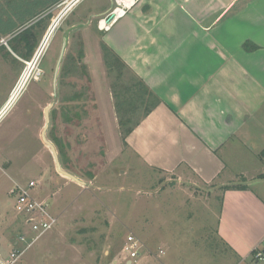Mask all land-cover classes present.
Wrapping results in <instances>:
<instances>
[{"label":"rangeland","instance_id":"rangeland-1","mask_svg":"<svg viewBox=\"0 0 264 264\" xmlns=\"http://www.w3.org/2000/svg\"><path fill=\"white\" fill-rule=\"evenodd\" d=\"M51 1L13 0V5L21 14H30ZM65 2L50 9L53 16L30 60ZM110 6L111 0H83L74 12L65 14L54 38L40 51L36 65L41 77L30 81L0 123V255H10L9 238L22 229L17 199L9 193L12 179L24 184L33 179L46 190L44 196L55 197L48 198L50 208L54 212L60 208L55 214L61 218L14 264H128L122 248L129 234L137 235L149 248L142 249L135 264H157L150 251L166 264H264L253 253L240 261L219 238L223 187L199 189L185 176L152 168L123 145L112 105L114 77L105 66L102 37L93 16ZM65 35L67 48L55 81ZM80 43L84 44L83 59L77 56ZM5 51L0 46V106L26 66L19 59L16 70ZM68 55L75 60H67ZM126 74L124 82L130 77ZM51 104L46 136L55 145L62 167L82 181L59 171L55 154L43 138L45 110ZM256 121L261 126L257 125L258 134L251 135L246 127L241 136L244 142L234 137L222 149L228 168L221 182L250 186L264 199V164L259 158L264 148V104ZM55 123L58 137L51 132ZM64 153L75 167H91L94 177L70 170L63 162Z\"/></svg>","mask_w":264,"mask_h":264},{"label":"crops","instance_id":"crops-1","mask_svg":"<svg viewBox=\"0 0 264 264\" xmlns=\"http://www.w3.org/2000/svg\"><path fill=\"white\" fill-rule=\"evenodd\" d=\"M115 6L111 0L109 8L93 12L95 21ZM102 32L162 100L123 145L152 168L185 176L199 189L231 184L221 182L228 168L222 149L234 137L244 142L246 127L258 134L264 104V0H137ZM11 64L18 70L19 63ZM41 189L36 195L52 213L60 212L58 205L55 212L50 208L48 198L55 197ZM222 190L217 233L244 261L264 238V199L250 186Z\"/></svg>","mask_w":264,"mask_h":264},{"label":"trees","instance_id":"trees-1","mask_svg":"<svg viewBox=\"0 0 264 264\" xmlns=\"http://www.w3.org/2000/svg\"><path fill=\"white\" fill-rule=\"evenodd\" d=\"M63 1L54 0L40 5L35 12L21 14L19 9L14 7L13 0H0V37L12 34L13 37L9 40L11 48L22 58L30 60L39 44L41 36L49 26V20L53 16L50 9ZM97 32L101 34V37L103 36L102 30L99 28H97ZM100 45L105 66L109 74L114 77V81L111 83V91L114 97L120 133L122 139L125 141L140 120L147 116L162 100L135 74L124 59L105 42L103 37L100 40ZM246 45L248 46V43ZM4 48L7 49L6 46ZM77 50V56L83 59L85 55L84 44L80 43ZM5 56H11L14 61L20 64L18 58L13 57L10 50H6ZM68 59H71L72 62L75 60L74 57H70L69 55L67 56ZM82 66L85 67V64H82ZM63 68L65 67L63 66ZM126 72L130 76H127L128 82H124L127 75ZM139 112L141 115L136 118ZM57 130L58 128L55 123L51 127V132L54 136H57ZM259 158L264 164V148L261 150ZM63 162L70 170L77 174L82 173L91 177L95 175L91 167L87 168L84 165H81V168L75 167L66 153H64ZM223 188L225 190L246 189L247 186L229 184L223 186Z\"/></svg>","mask_w":264,"mask_h":264},{"label":"built area","instance_id":"built-area-1","mask_svg":"<svg viewBox=\"0 0 264 264\" xmlns=\"http://www.w3.org/2000/svg\"><path fill=\"white\" fill-rule=\"evenodd\" d=\"M65 1L66 0H64L63 3ZM81 1L82 0H67L65 2L64 9L62 10V12L65 10L66 12L61 14V20L67 12L74 9ZM136 1L137 0H133L129 5L126 3L127 0H115L116 6L108 14L99 19L98 27L101 30H108L111 24L118 18L124 16L128 9L131 8ZM12 37V34L1 36L0 46L10 48L9 40ZM39 56V51L30 61L17 56L20 60L26 63V66L10 90L5 102L0 106V123L7 115L10 108L23 95L30 81L38 80L41 77L42 71L36 65ZM40 188L41 184L36 180H31L28 184L14 181V184L11 186L10 194L15 196L17 199L16 209L20 212L22 218V229L17 236H13L11 238L10 244L12 249L10 251V255L8 257H1L0 264L16 263L30 248H32L35 243H37L59 223L60 216L52 213L49 209L48 203L40 199L34 193L35 189ZM143 248H146L149 251V248L145 246L144 242L137 235L129 234L122 248V250L126 253L125 260H127L128 263L132 262V264H135V259L142 255L141 251ZM150 253L158 260L157 264H166L159 258L160 255H155L153 251H150ZM159 253L163 255L164 251L161 249ZM252 253L253 258L256 261L264 260V238L261 240L260 244L254 248Z\"/></svg>","mask_w":264,"mask_h":264},{"label":"water","instance_id":"water-1","mask_svg":"<svg viewBox=\"0 0 264 264\" xmlns=\"http://www.w3.org/2000/svg\"><path fill=\"white\" fill-rule=\"evenodd\" d=\"M59 21H61V18H59ZM57 24L55 25V28H56ZM54 28V29H55ZM50 29V28H49ZM67 43H68V36L65 35L63 37V45H62V49H61V53H60V56H59V59H58V62H57V66H56V73H55V81L57 79V71L59 70L60 68V64H61V61L64 57V53L66 51V48H67ZM52 104L50 106L47 107V109L45 110V115H46V124H45V128L43 130V138L45 140V142L52 148L54 154H55V158H56V162H57V167L59 169L60 172H62L63 174H65L66 176H69L75 180H78L80 181L74 174H72L71 172L65 170L62 165H61V162H60V159H59V156H58V152L55 148V145L53 144V142H51L47 136H46V132L49 128V125H50V110L52 108ZM128 264H132V262H129Z\"/></svg>","mask_w":264,"mask_h":264},{"label":"bare ground","instance_id":"bare-ground-1","mask_svg":"<svg viewBox=\"0 0 264 264\" xmlns=\"http://www.w3.org/2000/svg\"><path fill=\"white\" fill-rule=\"evenodd\" d=\"M133 0H127V4H131ZM67 9V8H66ZM65 11H63L61 14L65 13ZM60 14V16L58 18H56V20L54 21V23L52 24V26L50 27V29L47 31L45 37H44V40H43V43L41 45V49L42 51H44V49L46 48V46L48 45V43L50 42L54 32H55V29L57 28L58 24H59V18L62 17V15ZM57 24L56 28H55V25ZM55 28V29H54ZM55 36V35H54ZM53 36V38H54ZM41 49L39 50V52L41 51Z\"/></svg>","mask_w":264,"mask_h":264}]
</instances>
